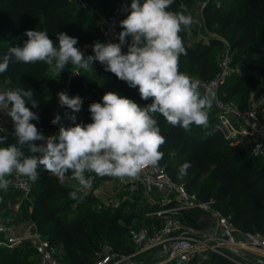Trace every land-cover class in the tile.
<instances>
[{
    "label": "trees",
    "instance_id": "1",
    "mask_svg": "<svg viewBox=\"0 0 264 264\" xmlns=\"http://www.w3.org/2000/svg\"><path fill=\"white\" fill-rule=\"evenodd\" d=\"M78 2L81 6H84L83 2L89 5V0ZM195 2L196 0H174L168 10L192 15L188 6ZM100 4L105 11L111 0H101ZM202 8L206 28H218L220 35L227 39L232 66L238 65L221 88L223 97L230 99L237 92L242 94L244 91H255L254 99L260 102L264 96V87L257 90L264 79V0H207ZM76 13L73 0H0V56L9 47L22 45L27 39L23 35L26 30L46 31L57 46L59 32L78 38L79 48L86 45L92 47L97 40L104 43L101 25L87 23ZM181 36L184 37L187 54L180 57V71L201 81L213 78L219 72L220 66L212 53L215 46L223 44L222 39L213 36L205 39L201 37L195 19L190 36L184 32ZM195 37L197 39L193 40ZM93 54L92 48L86 49L85 56ZM71 67V64L66 66L68 69ZM49 68L43 62L32 65L13 59L8 70L0 73V81L7 80L11 89H32L33 99L39 104L36 108H32L31 104L28 107L37 113L38 123L45 132L52 133L59 129V125L51 124L58 112L55 102L49 99L44 87ZM93 68L92 72L100 79L101 93L115 91L141 106L151 103V100L140 99L138 89L128 87L114 74L104 71L99 62H95ZM79 73L80 75L70 78L68 82L69 91L74 95H80L84 87L83 70ZM240 97L239 103L247 101ZM88 108V102H85L81 111L76 113V123H91ZM155 118L161 134L166 138V144L161 148L164 155L160 162L166 165L170 176L176 181H184L189 190L196 192L200 198L215 199L218 204H224L223 212L231 216L233 224L240 231L264 233V163H258V160L264 159L254 156L247 145L230 144L216 126L213 108L209 111L210 127L204 134L195 125L185 132L180 127L168 124L160 114H156ZM209 132L212 134L209 135ZM24 152L25 155H30L27 146L24 147ZM185 162H190L191 167L185 175L180 176L179 169ZM38 172L39 178L35 183L32 182L33 208L30 210L28 203L23 202L19 212L27 213L28 220L36 224L51 247L63 249L68 264H95L103 249L101 235L108 231L113 232L117 238L126 240V244L120 241L109 245L115 252L131 253L134 250L129 239L131 226L140 227L156 221L134 209L125 215L119 209L109 213L91 210L86 203L81 208L74 209L73 204L78 200L69 198V193L74 188L65 181L60 183L57 177L43 167ZM66 176L70 177L71 173ZM104 179L98 177L93 185L98 187ZM12 204L13 199H8L2 210L14 207ZM180 214L191 226L205 228L208 224L205 218H201L204 212L200 209H182ZM140 218L144 219V223L134 221ZM120 219L124 222L120 223ZM26 242V246H31L30 253L20 250L19 246L8 249L0 245V264H36L39 252L32 241ZM191 264L236 263L212 253L208 260L199 262L195 258Z\"/></svg>",
    "mask_w": 264,
    "mask_h": 264
},
{
    "label": "clouds",
    "instance_id": "2",
    "mask_svg": "<svg viewBox=\"0 0 264 264\" xmlns=\"http://www.w3.org/2000/svg\"><path fill=\"white\" fill-rule=\"evenodd\" d=\"M173 3L131 0L130 8L122 9L128 14L119 22L122 30L115 37L118 42L97 40L92 45L93 55L85 56L77 47L78 38L67 33H58L57 46L46 31L26 30L23 35L27 39L22 45L11 46L0 56V73L8 70L13 59L32 65L43 62L55 76H60L69 64L76 69L72 72L75 75H80V69L92 72L93 64L99 62L104 71L138 89L141 100H151L141 106L115 91L105 92L101 102L89 105L91 123L85 124L76 123L74 114L81 111L82 98L60 91L59 106L66 109L63 119L70 120L72 126L63 125L61 115L56 113L51 124L59 125L58 132L46 136L31 122L39 120L28 107L39 104L33 99L32 89L18 87L0 92V110L12 123L11 132L0 123V145L7 144L0 146V190H8L12 183L8 177L13 174L35 182L38 169L43 167L60 183L71 173L70 178L77 183L69 198L78 200L92 189L96 177L135 179L145 167L159 164L166 138L156 114L185 132L193 125L210 127L209 111L215 92L202 93L199 82L179 68L180 57L187 54L181 33L190 36L194 19L184 12L169 11ZM9 137L15 142L8 143ZM25 146L30 155H25ZM189 167L190 162H185L178 175H185Z\"/></svg>",
    "mask_w": 264,
    "mask_h": 264
},
{
    "label": "built area",
    "instance_id": "3",
    "mask_svg": "<svg viewBox=\"0 0 264 264\" xmlns=\"http://www.w3.org/2000/svg\"><path fill=\"white\" fill-rule=\"evenodd\" d=\"M83 5L88 6L86 2H83ZM129 6L128 0L115 3L113 10L101 24L104 43L118 42L115 37L120 32L119 22L126 14L122 9L129 8ZM195 22L200 36L204 37L202 27L208 30L204 19H198ZM123 51H127V46ZM219 66V72L209 80L201 81L189 76L199 82L202 93L215 92L216 99L212 108L215 110L216 126L229 143L247 145L254 156L264 159V109L254 98L243 104L234 99H225L221 88L235 71L228 50L220 59ZM76 76L78 75L70 73V78ZM9 89L11 87L8 84L0 81V92ZM69 95L76 96L70 91ZM92 95L81 97L83 104ZM65 111L66 109H62V118ZM0 123H3L9 132L12 131V123L2 110H0ZM63 125L72 126V122ZM36 126L46 136L58 132L57 130L47 133L40 124ZM10 179L12 189L20 193V199L14 205L15 210L19 211L23 202H27L28 208L32 210V181L17 174H13ZM116 180L124 189V193L129 196L140 191L144 196L151 197L154 189L161 192V199L153 200V208L146 213L147 217L157 222L140 227L131 226L129 239L134 250L127 254L119 253L108 245L100 253L95 264H191L195 258L199 261L208 260L212 253L224 256L236 264H259L253 261L248 252L251 249L264 252V233L240 231L233 224L231 216L217 207L215 199L200 198L196 192L189 190L184 181L174 180L166 170V165L160 161L156 167H145L138 178ZM182 209H200L210 217L216 218V231L208 234L205 233L204 228L187 224L180 214ZM26 240L32 241L39 252L36 264H56L51 256L54 247L49 245L48 240L42 236L33 221H30L27 232L20 235L16 234L14 225L0 222V245L16 244Z\"/></svg>",
    "mask_w": 264,
    "mask_h": 264
},
{
    "label": "rangeland",
    "instance_id": "4",
    "mask_svg": "<svg viewBox=\"0 0 264 264\" xmlns=\"http://www.w3.org/2000/svg\"><path fill=\"white\" fill-rule=\"evenodd\" d=\"M118 1H125V0H111V4L110 6L104 11L103 7L101 6V0H89V5L88 6H81L78 2V0H73V4L77 9V16H81L83 19L86 20L87 23H98V24H102L107 17L109 16V14L111 13V11L113 10V7L115 5V3H117ZM129 3L131 4V0H128ZM207 0H196L195 3H191L188 8L190 10V12L192 13L193 17L195 20L198 19H202V7L205 5V2ZM218 2H221L222 0H217ZM141 2H143L141 0ZM130 8V6H129ZM127 12L125 14V16L122 19H125L127 16ZM196 24V22H195ZM218 28L215 26L212 29H208L206 30L204 27H202L201 31L202 33H204V39L209 37V36H213V37H217L222 39L223 44L221 46H215L214 47V51H213V55L214 57L220 61V59L222 58L223 54H225V52L228 50V42L227 39L223 36L220 35V33L217 30ZM121 27H119V31H121ZM197 37H195L193 40H196ZM129 42L131 41V38H128ZM87 47L83 46L80 47L81 50L84 52V54L86 53V49L87 48H92L90 45H86ZM232 57V56H231ZM237 66H234V68L236 69ZM74 70H76L73 66L71 68H66L61 74L60 76H55L52 73L51 68L48 69V71L46 72V79L44 80V87L48 92L49 95V99H51L53 102H55L56 104V110L57 112L62 115V109L65 108H61L59 106L58 103V96L57 93L60 91H67V93L69 94V87H68V82H69V78H70V73L73 72ZM82 69L79 70V72H81ZM83 75H84V87L83 90L81 92V94L79 95L80 97H89L92 95L91 98H89V100H87L88 102V106L93 103V102H101V98L103 96V93H101L99 86H100V79L97 75H95L93 72H85L83 70ZM1 82L8 84L7 80H1ZM264 87V79L260 82V84L258 85L257 90H260L261 88ZM255 91L253 92H247L244 91L242 92V94L240 92H237L235 94H233V96L230 99H234L236 101H238L239 97L244 100L247 99V101L251 98H254L255 96ZM246 101V102H247ZM260 104L262 106V108L264 109V96L260 101ZM34 124H39L38 121H36ZM200 130L201 134H204L206 132L207 129H204L202 127H198ZM15 140L12 137H9L8 143H14ZM0 146H7V144L5 145H0ZM264 160H258V163L260 165H262L264 162ZM10 179V177H8ZM105 179L100 183V185L98 187H95L94 185L92 186V189L88 192L87 195H83V197L81 199H78V202L73 204V208L74 209H79L81 208V206H83V203H86L85 205L88 206V208H90L91 210H95V211H100V212H115L118 209L120 211H122V213L125 215L127 213H130L131 210H135V211H142L141 215H143L147 210L150 209V206L148 204H146V199H140V201H138L139 199H130L129 195H127L126 193H124V191L120 188V183L119 181H117L115 178L112 177H104ZM97 179V178H96ZM95 179V180H96ZM94 180V181H95ZM68 185L72 186L73 188L76 186V181L72 180L70 177H65L64 180ZM35 183V182H34ZM123 192V193H122ZM16 195V196H15ZM8 199H13V204L12 206H14V204L20 199V195L16 194L15 191L12 190V187L9 185L8 190L5 192L4 190H0V222H4L6 224L9 225H14L15 229H16V234L20 235V234H24L25 232H27L28 230V225L30 223V220H28L27 218V213H20L18 212H14L15 210L12 208H8L5 210H2V206L6 205ZM142 218V216H141ZM140 219H134V221H141ZM212 221H213V226L210 228V226L208 228L205 229V233H214L216 231V227H217V219L212 217ZM10 222V223H9ZM120 223H123V219H120L119 221ZM213 229V230H212ZM101 237H103V249L102 252L108 247V245H110L112 242H123L126 244V240H122L121 238H117L113 232H105L104 234L101 235ZM27 243L26 241H22L19 243H13V244H6L3 245L8 249H13V247H17L19 246V249L23 251H31V246H26ZM33 244V242H32ZM31 244V245H32ZM61 248L59 249H53L51 251V256L53 257V259L55 260L56 264H68V260L67 257L64 254L63 249H61L62 251H60ZM100 253V251L98 252V254ZM32 256L35 255L31 254ZM100 255V254H99ZM200 262V261H199Z\"/></svg>",
    "mask_w": 264,
    "mask_h": 264
},
{
    "label": "crops",
    "instance_id": "5",
    "mask_svg": "<svg viewBox=\"0 0 264 264\" xmlns=\"http://www.w3.org/2000/svg\"><path fill=\"white\" fill-rule=\"evenodd\" d=\"M202 16H203V13H202ZM120 188L124 191V189L121 186H120ZM161 197H162L161 192H159L157 189H154V191L151 193V197H146V196L143 195L142 192L139 191L138 193L130 196L129 198L130 199H146V204H148L150 206V209L149 210H151L153 208V206H154L153 200H159V199H161ZM223 206H224V204H220V203L218 204L217 203V207L220 208L222 211H223V209H222ZM13 209L15 210L14 207H13ZM149 210H147V211H149ZM147 211L144 213L143 216H146ZM14 212H18V211L15 210ZM201 218H205L207 220V223H208L207 226L204 229L208 228L209 226H210V228L213 226L212 225L213 224L212 217H210L209 215H207V214L204 213V216H202ZM148 221L150 222L149 219H148ZM141 222L144 223V219L141 220ZM54 249H59V248H54ZM60 251H62V250L60 249ZM248 254L253 259L254 262H257L259 264H262L261 261H264V252L261 251V250L251 249L248 252Z\"/></svg>",
    "mask_w": 264,
    "mask_h": 264
},
{
    "label": "water",
    "instance_id": "6",
    "mask_svg": "<svg viewBox=\"0 0 264 264\" xmlns=\"http://www.w3.org/2000/svg\"><path fill=\"white\" fill-rule=\"evenodd\" d=\"M71 121L68 119H62L61 123L62 124H69ZM262 264H264V261H261Z\"/></svg>",
    "mask_w": 264,
    "mask_h": 264
}]
</instances>
